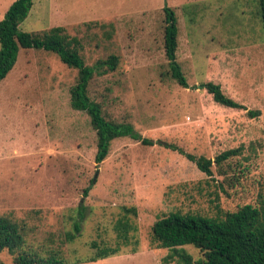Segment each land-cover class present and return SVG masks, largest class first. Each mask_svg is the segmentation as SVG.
<instances>
[{"label": "rangeland", "instance_id": "obj_1", "mask_svg": "<svg viewBox=\"0 0 264 264\" xmlns=\"http://www.w3.org/2000/svg\"><path fill=\"white\" fill-rule=\"evenodd\" d=\"M14 1L0 0V20ZM165 6L178 17L177 61L188 87L166 73ZM90 20L112 21L116 32L106 41L101 28L92 29L102 41L86 40L87 61L111 52L121 56L117 71L93 79L92 97L119 120H131L153 144L131 136L116 138L107 158L97 163L90 116L70 102L77 71L56 53L21 48L15 66L0 82V214L26 220L44 240L70 227L69 214L83 202L87 215L82 233L64 246L67 258L75 259L93 252L92 240L113 242L123 206L136 207L137 215H130L137 226V251L126 249L79 264H166L171 251H186L194 264H202V252L192 244L157 247L152 225L174 210L209 215L216 213L217 205L234 210L257 203L264 191V29L259 0H34L20 28L41 31L65 25L82 36L84 22ZM208 81L220 84L245 108L215 101L203 86ZM165 143L213 160L226 149L241 147L228 172L238 178L229 183L216 164L214 174L208 175ZM0 264H13L6 248L0 251Z\"/></svg>", "mask_w": 264, "mask_h": 264}, {"label": "trees", "instance_id": "obj_2", "mask_svg": "<svg viewBox=\"0 0 264 264\" xmlns=\"http://www.w3.org/2000/svg\"><path fill=\"white\" fill-rule=\"evenodd\" d=\"M33 5L34 0H15L0 20V82L15 66L21 48H38L56 53L63 63L77 71L76 82L70 90V102L73 108L84 110L90 116L97 137L95 159L97 163H102L109 155L114 139L124 136L142 138L131 120H119L105 108L102 101L93 98L90 93L93 79L117 71L121 56L111 52L88 62L85 55L86 40L87 43L102 39L109 41L116 32L114 23L106 20L86 21L87 30L82 36L71 33L65 25L41 31H24L20 24L29 15ZM259 5L264 29V0H259ZM163 10L164 47L169 65L166 73L179 85L188 87L186 74L177 61L178 17L170 6H165ZM97 27L102 29V39L99 33L92 31ZM203 86L215 101L228 107L245 108L244 104L227 95L220 84L208 81ZM249 112L258 114L257 111ZM142 143L153 144V140L142 138ZM165 144L186 155L208 175L214 174L213 165L216 164L218 172L226 175L229 183H235L238 178L228 172L234 169L235 157L241 154V147L226 149L213 160L186 152L175 143ZM94 181L92 178L91 185L84 189L85 195L89 194ZM216 208L214 215L199 211H170L153 223V243L160 248L192 244L202 252L199 260L202 264H264V191L259 193L257 203L246 202L234 210H224L220 205ZM122 209V215L114 224L115 240H92L90 246L93 252L85 258L75 259L67 258L64 246L74 242L82 233L87 215L83 202L69 214L70 227H65L59 233L52 232L44 240L36 236L26 220L12 213L0 214V251L6 248L13 256V264H79L118 255L126 249L137 251L136 246H133V232L137 226L130 215L136 216L137 208L123 206ZM173 261L178 264L195 262L186 251H171L164 258L166 264Z\"/></svg>", "mask_w": 264, "mask_h": 264}]
</instances>
